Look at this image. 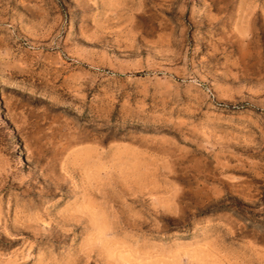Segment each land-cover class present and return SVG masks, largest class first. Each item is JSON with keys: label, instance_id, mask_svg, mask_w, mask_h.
I'll list each match as a JSON object with an SVG mask.
<instances>
[{"label": "rangeland", "instance_id": "obj_1", "mask_svg": "<svg viewBox=\"0 0 264 264\" xmlns=\"http://www.w3.org/2000/svg\"><path fill=\"white\" fill-rule=\"evenodd\" d=\"M0 264H264V0H0Z\"/></svg>", "mask_w": 264, "mask_h": 264}]
</instances>
